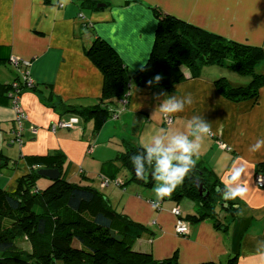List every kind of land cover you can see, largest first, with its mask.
Returning a JSON list of instances; mask_svg holds the SVG:
<instances>
[{
	"label": "crops",
	"instance_id": "1",
	"mask_svg": "<svg viewBox=\"0 0 264 264\" xmlns=\"http://www.w3.org/2000/svg\"><path fill=\"white\" fill-rule=\"evenodd\" d=\"M155 7L233 41L264 48V0H71L67 6L61 0H0V58L10 54L13 64L16 60L24 67L28 62L26 73L36 84L45 85L43 92L50 85L64 102L93 105L102 95L103 74L85 53L86 48L100 36L130 70L142 67L154 43ZM258 69L264 73V63ZM203 71L177 84L173 91L134 89L129 100L119 105L118 114L99 132L94 131L93 119L65 111L61 114L46 102L43 92L26 91L19 97L20 108L28 115L22 145L11 142L17 125L14 107L0 105V153L18 159L64 151L70 178L77 179L83 170L115 208L148 226L153 236L141 242L151 248L155 259L176 254L180 264H227L238 255L237 264H264V186L255 182L259 169L264 172V149L249 151L257 139H264V86L257 101L235 102L225 98L215 84L225 71L216 65ZM17 72L15 66L0 65V84L13 81ZM231 77L235 85L244 83L240 77ZM160 93L178 97L190 94L193 103L174 116L154 114ZM194 115L211 123L213 131L196 161L211 167L224 185L231 184L233 165L242 166L245 172L237 183L247 187V193L244 198L233 199L232 213L221 211L226 228L219 229L210 220L188 221V231L180 234L177 221L181 215L197 211L196 201L185 198L175 203L163 198L157 202L153 188L143 184L102 187L100 182L102 176H124L121 163L116 161L123 149L119 146L122 140L140 145V137L158 127L187 131L186 122ZM68 119H74L71 128L60 123ZM20 163L25 166L23 160ZM18 176L17 169L0 168V185L12 191Z\"/></svg>",
	"mask_w": 264,
	"mask_h": 264
},
{
	"label": "trees",
	"instance_id": "2",
	"mask_svg": "<svg viewBox=\"0 0 264 264\" xmlns=\"http://www.w3.org/2000/svg\"><path fill=\"white\" fill-rule=\"evenodd\" d=\"M154 14L157 17L154 43L142 67L130 70L113 46L100 36L86 48L85 53L103 74L102 95L95 104L67 103L54 95L50 85L43 92L45 85L40 86L35 81L28 84L29 80L23 78L21 71L28 70L29 65L16 66L8 54L0 58V65L15 66L18 72L13 81L0 84V105L15 109L20 107L19 100L15 103L16 96L39 90L59 113L65 111L85 120L93 119L94 131L99 132L118 114L119 105L129 100L134 89L173 91L177 84L200 76L205 67L212 65L245 77H240L244 83L238 85L230 82L225 73L216 79L217 89L225 98L235 102L258 100L264 86V73L258 69L264 63L263 47L233 41L157 7ZM156 76L161 77L159 82ZM23 112L26 118L21 120L22 127L28 119ZM19 126L17 123L11 142L21 145L24 138L22 131L21 140H18ZM119 146L123 149L118 151L116 161L121 163L124 176H102L100 185L107 187L116 183L125 187L137 182L153 188L156 182L151 177L147 181L138 179L130 160L133 154L143 151L141 146L130 140H122ZM0 158L3 160L1 169L8 166L19 171L14 190L0 185V264H180L176 254L163 260L155 259L151 248L141 242L142 238L153 236L148 226L115 208L107 196L91 184L93 179L82 174L83 170L77 179L70 178L64 151L24 155L18 159L0 153ZM41 168L58 169L60 175L56 179L43 177L38 173ZM41 179L47 181L41 182ZM106 179L108 184L103 185ZM200 185L208 190L206 198L199 193ZM224 188L211 167L196 161L183 183L164 198L175 203L185 198L196 201L197 211L186 216L179 214L181 218L191 223L210 220L217 228L224 229L227 224L221 211L232 213L235 209L233 199L223 198ZM238 258V255L233 256L227 264H237Z\"/></svg>",
	"mask_w": 264,
	"mask_h": 264
},
{
	"label": "clouds",
	"instance_id": "3",
	"mask_svg": "<svg viewBox=\"0 0 264 264\" xmlns=\"http://www.w3.org/2000/svg\"><path fill=\"white\" fill-rule=\"evenodd\" d=\"M71 0H61V4L67 6ZM160 76L155 80L159 82ZM151 84V81L149 82ZM160 97H163L161 99ZM158 104L155 113L165 117L185 111L186 106H191V95L178 97L167 93H160L157 97ZM187 131H172L167 127H158L148 130L140 137V146L143 151L137 152L130 157L136 176L140 180L147 181L149 176L156 183L153 186L156 200L159 202L183 183L188 173L195 167L196 160L205 147L207 140L213 135L211 123L202 116L194 115L187 120ZM264 149V139H257L249 147L250 152H259ZM228 159V154L225 153ZM245 169L233 165L231 170V184H226L222 190L225 200L244 198L247 187L237 183ZM232 184L236 186L233 187ZM217 191H221L217 188Z\"/></svg>",
	"mask_w": 264,
	"mask_h": 264
},
{
	"label": "built area",
	"instance_id": "4",
	"mask_svg": "<svg viewBox=\"0 0 264 264\" xmlns=\"http://www.w3.org/2000/svg\"><path fill=\"white\" fill-rule=\"evenodd\" d=\"M15 62V65L16 66H19L20 63L18 61H14ZM28 64V62L26 63ZM21 74H23V78L25 80H29L28 81V84H32L33 80L32 78L29 76V73H26V71H21ZM16 85V84H15ZM18 100H19V96H16L15 97V103L18 104ZM15 111H16V115H15V120L17 121V123L20 125L19 128H18V131H17V135H18V140L20 141L21 140V135H22V131H23V127H22V123H21V120L26 118V115L25 113L23 112V110L20 108V107H16L15 108ZM170 121V119H169ZM62 126L64 127H67V128H71L73 126V123H74V119H71L70 121L68 122H60ZM59 123V124H60ZM23 142H21L22 144ZM255 182L256 184L259 186V187H263L264 186V172L262 171H258L256 173V176H255ZM108 184V181L107 179L103 182V185H107ZM176 213L179 215L180 214V210L179 209H176L175 210ZM189 222H187L186 220L182 219V218H179L178 221H177V225H176V230L178 233H185L188 231V224Z\"/></svg>",
	"mask_w": 264,
	"mask_h": 264
},
{
	"label": "water",
	"instance_id": "5",
	"mask_svg": "<svg viewBox=\"0 0 264 264\" xmlns=\"http://www.w3.org/2000/svg\"><path fill=\"white\" fill-rule=\"evenodd\" d=\"M38 173L42 175L43 177L49 178V179H56L59 177L60 172L58 169H53V168H41L38 170ZM151 177V176H149ZM145 181V180H144ZM199 193L203 198H206L208 196V190L205 186L200 185L199 187Z\"/></svg>",
	"mask_w": 264,
	"mask_h": 264
},
{
	"label": "rangeland",
	"instance_id": "6",
	"mask_svg": "<svg viewBox=\"0 0 264 264\" xmlns=\"http://www.w3.org/2000/svg\"><path fill=\"white\" fill-rule=\"evenodd\" d=\"M260 65H261V64H260ZM260 65L258 66V68L260 67ZM220 69H222V68H220ZM222 70L225 71V74H226L227 78L229 77V78L232 79L231 74L237 76V78H238V77H242V76L237 75L233 70H229V71H228V70H225V69H222ZM259 71H260V70H259ZM203 73H204V71L202 72V74H203ZM221 74H222V73H221ZM229 78H228V80H229ZM242 78H245V77H242ZM229 81H231V80H229ZM22 144H23V143H22ZM22 144H21V145H22ZM5 168H6V167H3L1 170L5 169ZM42 181L45 182V181H47V180H46V179H44V180L41 179V182H42ZM92 183H93V182H91V184H92ZM94 186L97 187V184L95 183ZM111 198H112V200L114 201V203L117 204V203H116V198L113 197V196H112ZM185 233H186V232H185ZM180 234H181V233H180Z\"/></svg>",
	"mask_w": 264,
	"mask_h": 264
}]
</instances>
